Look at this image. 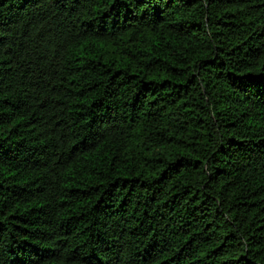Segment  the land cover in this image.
Returning <instances> with one entry per match:
<instances>
[{
	"label": "trees",
	"instance_id": "obj_1",
	"mask_svg": "<svg viewBox=\"0 0 264 264\" xmlns=\"http://www.w3.org/2000/svg\"><path fill=\"white\" fill-rule=\"evenodd\" d=\"M0 264H264V0H0Z\"/></svg>",
	"mask_w": 264,
	"mask_h": 264
}]
</instances>
